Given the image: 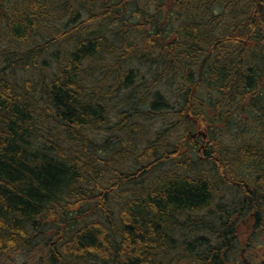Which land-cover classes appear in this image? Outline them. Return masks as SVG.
Masks as SVG:
<instances>
[{
    "label": "trees",
    "instance_id": "trees-1",
    "mask_svg": "<svg viewBox=\"0 0 264 264\" xmlns=\"http://www.w3.org/2000/svg\"><path fill=\"white\" fill-rule=\"evenodd\" d=\"M21 251L264 264V0H0V258Z\"/></svg>",
    "mask_w": 264,
    "mask_h": 264
},
{
    "label": "rangeland",
    "instance_id": "rangeland-1",
    "mask_svg": "<svg viewBox=\"0 0 264 264\" xmlns=\"http://www.w3.org/2000/svg\"><path fill=\"white\" fill-rule=\"evenodd\" d=\"M35 253L34 255L38 256L40 253L39 248L35 247ZM0 264H33V260L29 257V255H26L24 252L21 251L17 254L14 253H8L7 255L0 258Z\"/></svg>",
    "mask_w": 264,
    "mask_h": 264
}]
</instances>
